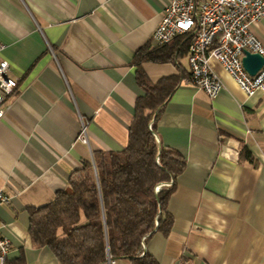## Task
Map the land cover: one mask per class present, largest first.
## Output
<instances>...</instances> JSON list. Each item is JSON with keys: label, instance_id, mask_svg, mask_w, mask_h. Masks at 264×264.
<instances>
[{"label": "crops", "instance_id": "0c3cea01", "mask_svg": "<svg viewBox=\"0 0 264 264\" xmlns=\"http://www.w3.org/2000/svg\"><path fill=\"white\" fill-rule=\"evenodd\" d=\"M168 2L0 0V58L17 79L0 120L5 264H59L32 242L29 210L51 203L93 152L126 148L144 95L136 54L158 46L152 36ZM252 30L264 45V20ZM140 64L152 84L189 73L185 51ZM210 65L222 83L216 98L185 77L156 121L157 139L186 166L167 203L169 233L144 249L158 264H264V93L247 96L218 61Z\"/></svg>", "mask_w": 264, "mask_h": 264}, {"label": "trees", "instance_id": "16d2710c", "mask_svg": "<svg viewBox=\"0 0 264 264\" xmlns=\"http://www.w3.org/2000/svg\"><path fill=\"white\" fill-rule=\"evenodd\" d=\"M192 37L183 33L136 54V80L144 95L137 99L126 148L93 152V161H82L51 203L29 210L32 242L47 247L59 264H103L108 259L158 264L144 246L154 234L167 235L171 229L167 203L186 160L161 144L155 124L186 75L152 84L140 63L174 62L182 51L188 54ZM241 153L249 155L244 147ZM163 184L167 186L155 191Z\"/></svg>", "mask_w": 264, "mask_h": 264}, {"label": "built area", "instance_id": "2783aa9c", "mask_svg": "<svg viewBox=\"0 0 264 264\" xmlns=\"http://www.w3.org/2000/svg\"><path fill=\"white\" fill-rule=\"evenodd\" d=\"M264 20V0H169L160 25L153 33L158 45L170 43L176 36L192 33L188 48L189 77L187 85L202 90L210 99L222 89L219 77L210 61H218L244 94L264 93V64L250 76L242 65L244 52L260 55L264 60V45L252 27ZM3 46L0 43V52ZM17 79L7 61L0 58V120L5 114L4 104L13 94ZM78 140L87 144V127L82 124ZM167 186L163 184L157 186ZM0 189V204L7 202ZM10 242L0 232V264H5Z\"/></svg>", "mask_w": 264, "mask_h": 264}, {"label": "water", "instance_id": "95a60500", "mask_svg": "<svg viewBox=\"0 0 264 264\" xmlns=\"http://www.w3.org/2000/svg\"><path fill=\"white\" fill-rule=\"evenodd\" d=\"M263 64L264 60L260 55L248 51L244 52L242 65L250 76H254L261 69Z\"/></svg>", "mask_w": 264, "mask_h": 264}]
</instances>
